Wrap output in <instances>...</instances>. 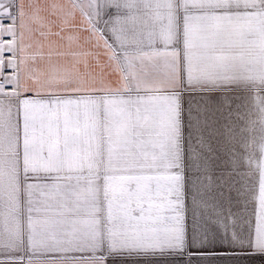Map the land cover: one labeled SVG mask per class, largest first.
Returning a JSON list of instances; mask_svg holds the SVG:
<instances>
[{
    "label": "crops",
    "instance_id": "0c3cea01",
    "mask_svg": "<svg viewBox=\"0 0 264 264\" xmlns=\"http://www.w3.org/2000/svg\"><path fill=\"white\" fill-rule=\"evenodd\" d=\"M3 20L0 264H264V0H0Z\"/></svg>",
    "mask_w": 264,
    "mask_h": 264
},
{
    "label": "built area",
    "instance_id": "2783aa9c",
    "mask_svg": "<svg viewBox=\"0 0 264 264\" xmlns=\"http://www.w3.org/2000/svg\"><path fill=\"white\" fill-rule=\"evenodd\" d=\"M0 27L7 29L11 27H16L15 24L11 23L9 20H3L0 23ZM18 41V34L15 32L14 34H2L0 35V43L9 45L16 43ZM19 61V55L18 52H5L1 55V64H2V77H17L19 73V67L18 66H11L9 65L10 62L18 63ZM3 92L8 97H14L18 98L20 95V88L19 86H12V85H4L3 86Z\"/></svg>",
    "mask_w": 264,
    "mask_h": 264
},
{
    "label": "water",
    "instance_id": "95a60500",
    "mask_svg": "<svg viewBox=\"0 0 264 264\" xmlns=\"http://www.w3.org/2000/svg\"><path fill=\"white\" fill-rule=\"evenodd\" d=\"M0 76H1V67H0Z\"/></svg>",
    "mask_w": 264,
    "mask_h": 264
}]
</instances>
